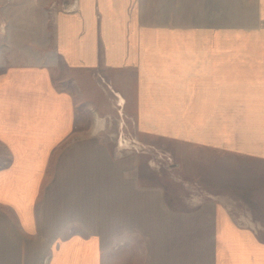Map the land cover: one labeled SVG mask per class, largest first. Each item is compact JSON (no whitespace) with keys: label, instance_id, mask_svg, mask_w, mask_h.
<instances>
[{"label":"rangeland","instance_id":"374dc122","mask_svg":"<svg viewBox=\"0 0 264 264\" xmlns=\"http://www.w3.org/2000/svg\"><path fill=\"white\" fill-rule=\"evenodd\" d=\"M75 1L0 0V72L44 65L56 14ZM246 1L138 0L143 11L128 36L143 37L144 50H175L143 57L142 88L129 66L117 71L101 59L71 70L48 58L54 84L74 95L79 132L39 164L30 226L17 204L0 202L15 225L9 240L30 247L33 264L61 252L74 264H216V228L227 221L264 243V57L247 56L264 50L248 26L263 10ZM216 30L224 38L211 43ZM218 43L222 58L197 56ZM215 61L224 80L202 91L201 62ZM254 65L257 73H245Z\"/></svg>","mask_w":264,"mask_h":264},{"label":"crops","instance_id":"0c3cea01","mask_svg":"<svg viewBox=\"0 0 264 264\" xmlns=\"http://www.w3.org/2000/svg\"><path fill=\"white\" fill-rule=\"evenodd\" d=\"M246 3L263 10L259 25H248L253 27L249 40H264V0L243 2L244 5ZM142 9L138 0H76L71 8L56 14L53 41L55 49L43 55L44 65L9 64L0 72V202L13 206L17 204L18 217L23 219L25 226H30L33 216L27 202L31 200V188H35L41 180L39 164L46 163L47 155L54 148L55 154H63L65 142L79 132L75 128L78 119L74 95L54 84L46 66L48 58L52 55L61 58L71 70L80 67L94 68L100 64L101 59H104L105 67L117 71L129 66L135 68L136 83L142 88L146 78L141 73L145 64L143 57L175 56V50H144L143 37L139 40L137 34L128 36L133 31L132 28L138 27ZM152 24L153 22L149 25ZM222 31L216 30V39H211V43L223 40ZM233 36L234 34L231 38ZM216 48L217 50L209 51L210 55L206 50H199L197 56L203 62L210 57L222 58L220 54L223 51L219 50V43ZM250 52L252 51L249 50L247 54L250 58L264 57V50L258 51V55ZM147 65L154 67V61H147ZM200 68L201 75H204L201 79L202 91L212 88L207 82L215 86L223 82V76H220L224 74L223 66L218 61H215L212 68L203 66L201 62ZM249 68L251 70L248 69L245 73H257L255 65ZM261 71L264 73V69ZM208 74L210 77L211 74L215 75L210 82L207 81ZM249 79L256 80L255 76ZM259 79L264 87V78ZM209 96L218 97V93H211ZM202 99L205 102L208 93H202ZM124 102L125 99L121 100V103ZM27 172L31 178L28 181V178H24ZM22 178L23 183H18ZM20 185L22 188H19ZM0 219L3 220L0 221V264H33L30 247L26 248V245L22 246L8 238L7 234L15 233L14 230H9L15 229L14 221L10 220L13 217L3 211ZM216 239L221 242L216 243V264H264V243L258 241L251 231L238 228L227 221L224 227L217 226ZM50 264H74V258L71 254L61 252L56 254Z\"/></svg>","mask_w":264,"mask_h":264},{"label":"bare ground","instance_id":"6f19581e","mask_svg":"<svg viewBox=\"0 0 264 264\" xmlns=\"http://www.w3.org/2000/svg\"><path fill=\"white\" fill-rule=\"evenodd\" d=\"M121 100H122V101H124V99H123V98H122Z\"/></svg>","mask_w":264,"mask_h":264}]
</instances>
